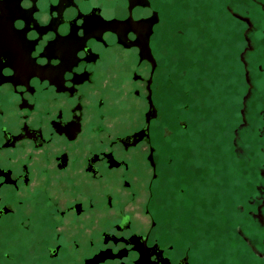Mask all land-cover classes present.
I'll list each match as a JSON object with an SVG mask.
<instances>
[{"label":"flooded vegetation","instance_id":"flooded-vegetation-1","mask_svg":"<svg viewBox=\"0 0 264 264\" xmlns=\"http://www.w3.org/2000/svg\"><path fill=\"white\" fill-rule=\"evenodd\" d=\"M154 59L152 0H0V264H191L158 217Z\"/></svg>","mask_w":264,"mask_h":264},{"label":"rangeland","instance_id":"rangeland-1","mask_svg":"<svg viewBox=\"0 0 264 264\" xmlns=\"http://www.w3.org/2000/svg\"><path fill=\"white\" fill-rule=\"evenodd\" d=\"M152 2L158 217L191 264H264V0Z\"/></svg>","mask_w":264,"mask_h":264},{"label":"water","instance_id":"water-1","mask_svg":"<svg viewBox=\"0 0 264 264\" xmlns=\"http://www.w3.org/2000/svg\"><path fill=\"white\" fill-rule=\"evenodd\" d=\"M129 4H130V7L134 6V5H140L142 2L144 3L145 0H128ZM157 13L154 12V25L157 24ZM148 52V51H147ZM156 68V62H155V59H154V70ZM154 114L156 116V111H155V108H154ZM149 121V116H147V122Z\"/></svg>","mask_w":264,"mask_h":264},{"label":"snow or ice","instance_id":"snow-or-ice-1","mask_svg":"<svg viewBox=\"0 0 264 264\" xmlns=\"http://www.w3.org/2000/svg\"><path fill=\"white\" fill-rule=\"evenodd\" d=\"M158 22H159V18H157V23ZM149 84H150V82H149ZM148 99H149V101H151V99H152V89H151V87L148 88ZM184 110L185 111L188 110L187 105L184 106ZM151 119H155V114H154V116H152ZM184 127H185V130H187V125H184ZM153 167H154V165H153ZM181 194H183V193H181Z\"/></svg>","mask_w":264,"mask_h":264}]
</instances>
